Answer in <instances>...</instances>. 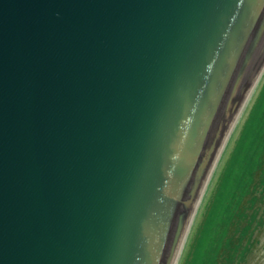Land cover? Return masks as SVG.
Wrapping results in <instances>:
<instances>
[{
	"label": "water",
	"instance_id": "water-1",
	"mask_svg": "<svg viewBox=\"0 0 264 264\" xmlns=\"http://www.w3.org/2000/svg\"><path fill=\"white\" fill-rule=\"evenodd\" d=\"M264 70V0H0V264H178Z\"/></svg>",
	"mask_w": 264,
	"mask_h": 264
},
{
	"label": "rangeland",
	"instance_id": "rangeland-1",
	"mask_svg": "<svg viewBox=\"0 0 264 264\" xmlns=\"http://www.w3.org/2000/svg\"><path fill=\"white\" fill-rule=\"evenodd\" d=\"M263 152L264 72L228 140L178 264H220L222 248L230 245L229 237L235 231L233 221L242 217L241 199L249 198L253 174L262 163ZM244 236L245 232L235 238ZM254 239L245 264H264V226L254 232ZM241 253L236 254L240 261Z\"/></svg>",
	"mask_w": 264,
	"mask_h": 264
},
{
	"label": "trees",
	"instance_id": "trees-1",
	"mask_svg": "<svg viewBox=\"0 0 264 264\" xmlns=\"http://www.w3.org/2000/svg\"><path fill=\"white\" fill-rule=\"evenodd\" d=\"M253 180V185L247 195L249 198L244 199L242 197L244 201L241 199V202H243L240 209L242 217L240 220L233 221L232 223L231 227L235 231L229 237L231 240L229 247L222 248L221 259L219 260L220 264H245L255 243L254 232L264 226V152L262 154V163L253 174ZM243 232H245L243 238H235ZM234 250L235 253H233ZM238 252L243 253H241V261L238 259L239 255H236Z\"/></svg>",
	"mask_w": 264,
	"mask_h": 264
}]
</instances>
